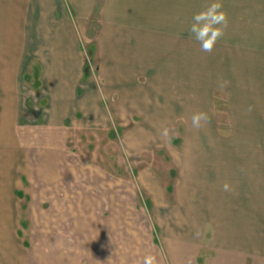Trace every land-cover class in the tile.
Returning a JSON list of instances; mask_svg holds the SVG:
<instances>
[{
    "label": "crops",
    "instance_id": "1",
    "mask_svg": "<svg viewBox=\"0 0 264 264\" xmlns=\"http://www.w3.org/2000/svg\"><path fill=\"white\" fill-rule=\"evenodd\" d=\"M95 3L0 0V154L10 165L18 159L27 182L9 179L7 164L0 252L16 251L13 264H139L146 255L156 264H264V117L240 111L229 140L215 134L212 119L192 126L193 114L210 116L211 91L200 75L186 76L179 25L102 24L99 67L89 74L76 35ZM240 91L232 93L242 100ZM179 120L190 135L180 152L162 134ZM68 128L91 135L87 143L107 136L128 157L165 149L177 171L172 201L151 169L133 177L128 168L132 177L122 178L94 148L81 151ZM138 185L157 214L149 215ZM21 223L22 238L33 240L31 263L15 241Z\"/></svg>",
    "mask_w": 264,
    "mask_h": 264
},
{
    "label": "rangeland",
    "instance_id": "2",
    "mask_svg": "<svg viewBox=\"0 0 264 264\" xmlns=\"http://www.w3.org/2000/svg\"><path fill=\"white\" fill-rule=\"evenodd\" d=\"M209 2L210 0H96L86 31L83 35H78L76 32V40L89 67V74L96 75L99 67L98 40L102 31V24L111 26L115 22L117 25L130 24L139 27L143 23H152L154 26L157 25L156 28L154 27V31L159 26L171 30L173 26L179 25L182 28L179 32V39L184 44L185 49L186 76L200 75L201 82L207 84L206 88L210 86V104L212 106L210 119L213 122L214 132L217 136L229 140L243 122L241 116L238 115L240 111L244 112L243 116L255 121L257 118L264 117V101H259L261 97L264 98V0H223V10L227 13L228 18L224 36L217 42L212 52H203L199 45L190 38L187 28L191 15L206 8ZM250 11L255 14H249ZM33 82V80L30 82L25 80L26 84L23 86L31 88ZM189 82H191L190 78L186 77V83L189 84ZM222 84L223 87H221ZM238 89H241L239 95H242V100L234 96L236 93H232ZM31 96V93L26 95V97L32 98ZM110 118L112 119L111 115ZM176 123L172 128H169L167 138L169 145L180 152L190 135L183 120ZM22 130L20 133L23 132ZM73 132L68 128L69 134L73 133L78 140L81 139L77 144L81 151L87 149L94 151L95 149L98 160L102 159L103 165L107 168L115 166V171L120 169L122 178L135 177L137 172L146 168L151 169L164 185L166 198L168 201H172L177 171L165 149L128 157L123 145L116 141L105 142L104 138L106 139L107 136L97 133L95 138L98 141L87 143L85 141L89 134L85 133L81 137L79 133L76 134L77 131ZM90 138L92 139V137ZM231 146L233 152H237L235 143H231ZM1 157L0 154V183L5 181L4 172L5 169L7 170L8 164V169L11 172L9 179L14 180L15 183L19 180L27 187V182L18 173L22 168L21 164L18 166L15 164L18 159L10 160V163L13 162L10 165L6 157L4 160ZM117 162H119L120 167H118ZM128 168L131 169L132 176L124 174ZM9 179L6 182L9 183ZM138 195L143 202L148 203L149 215L157 214L150 206L146 193L140 189L139 185ZM14 208L17 210L16 206ZM21 211V222H26V207H21ZM153 226L155 225L153 224ZM24 227L25 223H21V230L18 233L20 237L15 240L18 245L22 244L24 251L22 252L24 254L21 257L18 255V257L23 263H31L32 256L26 260L25 254H28V245L33 240L27 235L22 238L23 234L27 233V228ZM157 230L156 236L159 239L160 233ZM16 256V251L15 253L0 252V264H13ZM37 264H39L38 260Z\"/></svg>",
    "mask_w": 264,
    "mask_h": 264
},
{
    "label": "clouds",
    "instance_id": "3",
    "mask_svg": "<svg viewBox=\"0 0 264 264\" xmlns=\"http://www.w3.org/2000/svg\"><path fill=\"white\" fill-rule=\"evenodd\" d=\"M228 25L227 13L223 10V0H210L208 6L191 15L187 31L190 38L199 45L203 52H212L217 42L224 36V30ZM224 85L222 84L221 87ZM210 121L207 112H197L191 117L194 128H202ZM167 136V129L162 133ZM228 190V185H224ZM139 264H156V257L146 255Z\"/></svg>",
    "mask_w": 264,
    "mask_h": 264
},
{
    "label": "trees",
    "instance_id": "4",
    "mask_svg": "<svg viewBox=\"0 0 264 264\" xmlns=\"http://www.w3.org/2000/svg\"><path fill=\"white\" fill-rule=\"evenodd\" d=\"M145 205L148 206V203L146 202Z\"/></svg>",
    "mask_w": 264,
    "mask_h": 264
}]
</instances>
